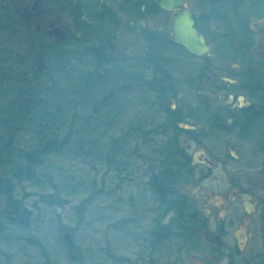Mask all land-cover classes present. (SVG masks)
<instances>
[{
    "label": "rangeland",
    "instance_id": "374dc122",
    "mask_svg": "<svg viewBox=\"0 0 264 264\" xmlns=\"http://www.w3.org/2000/svg\"><path fill=\"white\" fill-rule=\"evenodd\" d=\"M75 1L68 0L66 5L73 7L61 8L58 0H46L45 7L68 17L73 15ZM8 2L0 0V26L6 11L15 18ZM148 20L168 35L166 15H148ZM77 24L90 28L85 35H74L58 45L61 57L46 51L50 58L37 63L33 62L37 49L31 48L27 28L19 23L0 32V177L11 181L16 201H22L26 216L29 214L26 228L9 224L0 203V264H144L139 234L154 229L155 224L154 213L147 210L154 203L146 185L148 170H156L160 160L156 152L170 133L154 129L156 133L144 136L130 131V125L148 131L164 123L166 111L180 113L179 129L174 133L190 157L192 173L178 189L193 203L202 223L211 225L213 217L222 221L219 217L226 208L225 196L234 188L246 189L251 199L260 195L257 199L262 204L258 232L250 215L236 233H241V238L235 239L237 225L228 226L224 249L218 252L224 256L212 254L204 237L209 230L200 228L189 242L200 251L179 243L178 248L188 251H179L178 258L184 259L182 264H264V151L259 149L264 104L259 105L257 92L264 88V67L259 70L255 66L251 77L241 73L226 76L231 78L226 80L211 78L208 71L212 61L183 56L174 49L167 54L158 52L156 57L172 86L161 106L148 86L139 84L133 75L142 74L146 82L153 76L162 78L153 65H148V59L129 62L141 69H126L122 75L108 67L110 82L102 84L103 89L86 90L77 86L83 85L94 64L89 55L94 48L91 30L100 23L89 20ZM39 65L45 66L42 70L46 75L35 81ZM28 72L35 73L29 85L23 79ZM10 73L14 79L8 81ZM245 104L262 106V116L244 132L213 129L197 118L222 110L221 120L228 126L232 117L226 110H232L240 124V109L244 107L238 106ZM28 106L45 107L51 116L59 107L50 131L58 138L69 134V144L61 152L43 157L28 176L17 178L13 176L17 166H25L20 154L37 145L36 128L15 108ZM112 107H118V112ZM112 140L120 144L114 163L107 154ZM121 161L122 171L118 169ZM65 233L72 249L66 246L67 250L61 239ZM241 246L243 255L236 256L233 250Z\"/></svg>",
    "mask_w": 264,
    "mask_h": 264
},
{
    "label": "flooded vegetation",
    "instance_id": "af4514ba",
    "mask_svg": "<svg viewBox=\"0 0 264 264\" xmlns=\"http://www.w3.org/2000/svg\"><path fill=\"white\" fill-rule=\"evenodd\" d=\"M8 1L11 14L17 18H14L17 23L12 24V27L21 23L27 28L25 29L27 37L38 38L54 45L64 43L57 40V35L66 28H70L71 33L65 42L74 35H85L88 31L85 30L87 25H81L82 29L77 30L75 24L78 22L85 23L91 20L100 23L98 28L102 30L112 28L114 45L112 55L126 64L131 61H146L153 47V38L157 39L156 44L159 45L160 38L165 35L161 26L149 22L148 15H166L169 32L171 19L186 10L192 16L195 29L207 40L208 54L204 58L209 60V63L212 61L208 71L209 77H220L226 80L231 79L226 76L241 73L245 77H251L254 76L255 66H258L259 70L260 67H264V0H181L182 5L169 12L163 11L157 0H130L131 3L142 1L144 10L139 18L130 16L133 13L132 9H128L127 3H123L124 0H76L73 15L68 17L60 16L61 13L58 14L60 11H57V14L49 12L45 7L46 0ZM58 1L61 8L69 3L68 0ZM66 7H73V5ZM125 22H128V26ZM97 36V34H91L93 42L96 41L98 44L100 40ZM167 36L170 38V32ZM159 50L161 51V48ZM238 107L251 106L245 104ZM258 196L260 197V195L252 196L251 199L246 189L234 188L225 196L226 208L223 215L219 217L222 221L213 217L211 225L207 222L206 225L202 223L200 228L209 230L204 237L214 256H224L218 252L224 249L223 241L229 235L228 226L237 225L234 230L236 234L239 227L248 221V215L253 220L255 230L256 226H259L262 204L261 200L257 199ZM167 219H165L166 224L163 221L160 222L161 220L158 225L154 224L157 231L152 232L151 229L139 234L140 255L147 257V261L145 258L142 259L144 264H163V261H168L170 264H182L184 259L178 258L179 251H188V249L178 248L179 243L190 245L188 248L194 251L195 249L200 251L198 247L194 248V243H192L193 246L189 243L194 239L193 232L177 233L173 230V225L167 223ZM258 231L257 229L256 232ZM239 238L241 233L235 235L236 240ZM133 240L137 241L138 237ZM168 243L170 246H167ZM242 250L241 246L233 251L235 255L237 254L236 256H240L243 255Z\"/></svg>",
    "mask_w": 264,
    "mask_h": 264
},
{
    "label": "trees",
    "instance_id": "16d2710c",
    "mask_svg": "<svg viewBox=\"0 0 264 264\" xmlns=\"http://www.w3.org/2000/svg\"><path fill=\"white\" fill-rule=\"evenodd\" d=\"M12 22L17 23L6 11L2 26H0V32H2V30L10 28ZM75 26L77 30L82 29L77 23L75 24ZM89 28L90 26L87 25L86 29H83L88 30ZM91 32L97 34V37L100 41L98 42V44L96 43V41L93 43V52L89 53V55L90 58H92V60L94 61V64L90 66L91 68L86 74V79L83 85L77 86L78 88L87 90L90 88L98 87L99 90L103 89L102 84H107L111 80L110 78H107L108 67L110 69L116 68L115 71H119L120 75L126 74V69H141L140 67H138V65L133 66L130 63L126 64V62L113 57L112 51L114 50V45L112 42V28L109 27V29L107 28L105 30H102L101 28H92ZM27 39L32 44L31 48L33 47V50H35V48L37 49L36 57H34L33 60L34 63L42 61V59L44 58H50V55H47L48 52L46 51H51V54L55 55V58H58L56 54H58L60 57L62 56L57 50L59 44L54 45L52 43L42 41L38 38H31V36L27 37ZM156 40L157 39L154 37L152 42L153 47L148 53V62L150 61L148 65H153L162 78L159 80L157 78H154L156 76H153L150 82H146L143 76H141L142 74L133 73V75H135V81H138L139 84L140 82H143L148 86L147 88L153 92L155 102L156 100L157 102L159 100L161 106L163 101L168 97V95L166 94L168 87L170 88L172 86L167 83L170 77L169 74L164 73V71L160 67V63L158 64L157 62V53L159 52L167 54L176 49L175 53H180V55H193L185 51L182 46L173 43L168 36L163 35L160 38L159 45L156 44ZM160 48L161 51L159 50ZM44 67L45 66L43 65H39L37 67L35 71L37 73V78L35 81L41 79V76L43 77V75H46V72L42 70ZM133 71L136 72V69ZM34 75L35 73L32 74L30 72L23 74V79L25 83H27V85L32 83V80L35 79ZM7 77L8 81L14 79L11 73L8 74ZM261 90L262 92H259V90H257L258 94L260 93L259 105L264 104V88ZM151 105H153V103H151ZM260 107L262 106H251L240 109L241 114H243L241 115L242 120L240 124H237L238 122L236 120L238 119V116L236 118V115L234 116L235 113L232 110H226L228 111L227 114H231L230 117H232V121L228 126H226V124H224L221 120V115L223 113L222 110H214L209 114L207 113L208 115L205 118H200L199 116H197V118H199V121L206 122L208 127L213 129L221 128L225 132L238 129L239 131L244 132L253 127L254 123L261 118L262 115H259L261 113ZM15 108L18 110V112L23 113L22 115H24L26 121L36 128L37 133L36 148L20 154V159L25 162V166H17L13 176L21 178V176L23 175L28 176L32 169L36 167V165H39L42 158L47 154H57L64 150L65 147H67L69 144V134L58 138L53 131H50V123H52L51 119H53L58 114V111H60L59 107H56L55 113L52 116L50 115V113L48 114L46 112L45 107L38 108L28 106ZM112 111L118 112V107H112ZM198 113L200 114V112ZM166 116L167 118L162 125L155 126V128L152 127L148 131H144L143 129H141L142 127L140 128V126L138 125H130V131H133L134 133H142L144 136L149 134L152 135V132L156 133L154 129H157V131L163 133L168 130V132L170 133L168 139H166V141L158 148V151L156 152L157 157H159L160 159L156 170H148L149 175L147 176L146 185L148 186L150 193L152 194L154 203L153 206L147 210L154 213L153 222L155 223V225H158V223L162 221L164 222L165 219L168 218L167 223H169V225H173L172 227L175 232H193L195 239L198 233L197 230L202 227V219L200 218V215L196 208L193 206V203L188 200L185 195L180 193L178 189V185L180 184V182L184 180L185 177H188V174L192 173L190 172V169L192 168H189L190 157L186 152V149L183 148V146H181L175 138L174 132H177L176 130L179 129L177 122L180 118V113L177 111H166ZM259 139L261 140L259 149L261 151H264V133ZM108 144H110L111 149H109V152L107 154H109L110 156V162L114 163L113 158L117 155L120 144H118L117 140H112V142ZM112 150L113 153L111 155ZM118 169L121 171L122 169H124L122 161L119 162ZM0 203H2V206H4L3 214L7 218L9 224L26 228V219L28 218L29 214L28 216H26V210L23 207L22 201H16V198L13 195V184L8 178L4 177H0ZM155 231H157L156 226H154V229H152V232ZM66 249L68 250L67 247Z\"/></svg>",
    "mask_w": 264,
    "mask_h": 264
},
{
    "label": "water",
    "instance_id": "95a60500",
    "mask_svg": "<svg viewBox=\"0 0 264 264\" xmlns=\"http://www.w3.org/2000/svg\"><path fill=\"white\" fill-rule=\"evenodd\" d=\"M159 7L166 12L171 11L175 7L182 5L181 0H157ZM123 3H127L128 9H132L130 16L132 18H139L143 14L144 5L142 1L130 2V0H124ZM121 3V5L123 4ZM128 22L125 25L128 26ZM68 25V24H67ZM69 26V25H68ZM170 39L185 48V50L196 56H205L208 53L207 40L203 37L198 30L194 27V22L190 13L186 10L181 11L171 19L170 23ZM70 28H66L65 31H60L57 35V40L63 42L70 36ZM203 161L207 164H212L208 158H203ZM65 245L72 249L74 246L69 240V234L65 233L62 238Z\"/></svg>",
    "mask_w": 264,
    "mask_h": 264
}]
</instances>
